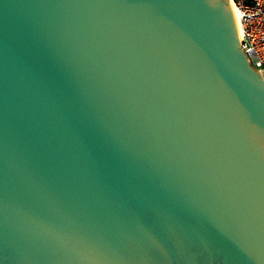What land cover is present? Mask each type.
Here are the masks:
<instances>
[{
	"label": "water",
	"instance_id": "1",
	"mask_svg": "<svg viewBox=\"0 0 264 264\" xmlns=\"http://www.w3.org/2000/svg\"><path fill=\"white\" fill-rule=\"evenodd\" d=\"M230 0H0V264H264V70Z\"/></svg>",
	"mask_w": 264,
	"mask_h": 264
},
{
	"label": "built area",
	"instance_id": "2",
	"mask_svg": "<svg viewBox=\"0 0 264 264\" xmlns=\"http://www.w3.org/2000/svg\"><path fill=\"white\" fill-rule=\"evenodd\" d=\"M238 15L239 43L253 69L264 70V0H230ZM237 23V21H236Z\"/></svg>",
	"mask_w": 264,
	"mask_h": 264
},
{
	"label": "bare ground",
	"instance_id": "3",
	"mask_svg": "<svg viewBox=\"0 0 264 264\" xmlns=\"http://www.w3.org/2000/svg\"><path fill=\"white\" fill-rule=\"evenodd\" d=\"M233 13H234L235 20L237 21V23H236V21H235V23H236L237 32H238V37H239L240 31H239V27L237 26V25H238V18H237L238 15L234 12V10H233Z\"/></svg>",
	"mask_w": 264,
	"mask_h": 264
}]
</instances>
